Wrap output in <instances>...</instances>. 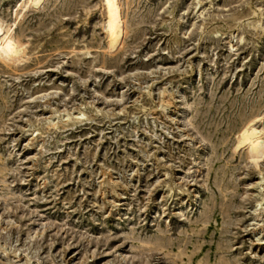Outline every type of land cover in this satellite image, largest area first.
I'll return each mask as SVG.
<instances>
[{
  "label": "rangeland",
  "instance_id": "rangeland-1",
  "mask_svg": "<svg viewBox=\"0 0 264 264\" xmlns=\"http://www.w3.org/2000/svg\"><path fill=\"white\" fill-rule=\"evenodd\" d=\"M10 27L0 264H264V0H0Z\"/></svg>",
  "mask_w": 264,
  "mask_h": 264
},
{
  "label": "bare ground",
  "instance_id": "bare-ground-1",
  "mask_svg": "<svg viewBox=\"0 0 264 264\" xmlns=\"http://www.w3.org/2000/svg\"><path fill=\"white\" fill-rule=\"evenodd\" d=\"M41 1V0H39ZM10 32V33H9ZM12 34V28L8 29L6 32L0 34V59L6 63V61H9L8 58L14 55L12 51L8 49V40ZM248 123L244 124V126L240 129L246 128ZM259 205H264V197L263 202L259 203Z\"/></svg>",
  "mask_w": 264,
  "mask_h": 264
}]
</instances>
